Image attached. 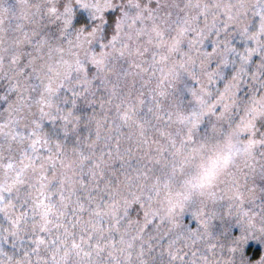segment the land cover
<instances>
[{"label":"snow or ice","instance_id":"6c2138e0","mask_svg":"<svg viewBox=\"0 0 264 264\" xmlns=\"http://www.w3.org/2000/svg\"><path fill=\"white\" fill-rule=\"evenodd\" d=\"M0 264H264V0H0Z\"/></svg>","mask_w":264,"mask_h":264}]
</instances>
